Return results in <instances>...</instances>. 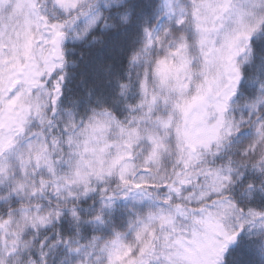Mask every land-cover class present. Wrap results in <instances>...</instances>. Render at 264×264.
Returning <instances> with one entry per match:
<instances>
[{"label":"snow or ice","instance_id":"obj_1","mask_svg":"<svg viewBox=\"0 0 264 264\" xmlns=\"http://www.w3.org/2000/svg\"><path fill=\"white\" fill-rule=\"evenodd\" d=\"M0 264H264V0H0Z\"/></svg>","mask_w":264,"mask_h":264}]
</instances>
